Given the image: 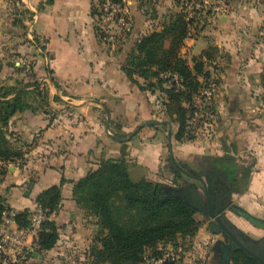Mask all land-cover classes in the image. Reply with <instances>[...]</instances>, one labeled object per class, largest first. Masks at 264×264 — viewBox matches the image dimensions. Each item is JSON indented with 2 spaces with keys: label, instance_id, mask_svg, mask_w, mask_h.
<instances>
[{
  "label": "crops",
  "instance_id": "obj_1",
  "mask_svg": "<svg viewBox=\"0 0 264 264\" xmlns=\"http://www.w3.org/2000/svg\"><path fill=\"white\" fill-rule=\"evenodd\" d=\"M250 1L231 0L228 15L213 20L210 30L201 31L192 43L190 56L203 58L220 84L221 98L215 105V123L196 135L191 133L192 139L180 141V126L167 116L161 92L141 89L145 81L134 76L135 82L123 71L132 50L123 45L108 47L97 34L92 0H0V38L9 48H17L18 53L25 50L16 46L22 42L18 31L22 17L18 11L15 16L10 13L11 5H26L33 16L31 31L48 40L49 100L53 109L64 110V124L57 127L52 126L56 116L41 111L28 110L13 117L8 130L23 158L0 162V202L17 212H32L43 192L61 187V205L51 216L60 232L55 249L63 241L78 245L83 219L94 216L78 207L74 184L99 170L104 161L124 157L134 182L172 185L175 175L170 158L187 166L193 177L202 170L205 156L230 153L241 165L252 163L253 171L248 190L232 195L224 217L246 246L264 255V244L245 239L249 233H264V19L258 17L259 6L251 9ZM148 29L137 17L135 38L125 42L134 48L139 39L152 33ZM210 49L213 57L208 60L205 53ZM77 119L84 120V125L77 124ZM208 178H185L183 185H195L204 195ZM212 236L218 237L201 227L196 235L203 240ZM219 245L223 264H231L223 248L233 246L232 241ZM55 249L36 253L32 261H41Z\"/></svg>",
  "mask_w": 264,
  "mask_h": 264
},
{
  "label": "trees",
  "instance_id": "obj_2",
  "mask_svg": "<svg viewBox=\"0 0 264 264\" xmlns=\"http://www.w3.org/2000/svg\"><path fill=\"white\" fill-rule=\"evenodd\" d=\"M110 1L115 4L123 2ZM92 14L96 20L95 16L100 13L93 8ZM186 17L182 14L171 17L161 31L139 39L123 67L131 80L135 81L134 76H138L145 81L144 85H140L141 89L161 92L167 116L180 126L177 135L180 141L193 138L187 130L189 114L194 112V98L202 88L200 79L211 77L202 57L193 58V66H190L180 53L195 24L194 19L187 21ZM101 19L98 17V20ZM95 30L99 35L100 28L95 26ZM99 37L102 40L105 38L104 35ZM212 51L210 49L205 53L208 60L213 57ZM167 75L177 76L179 83ZM39 85L16 89L0 86V162H15L23 158L22 153L14 147L8 129L16 114L28 110L38 111L28 96L35 94L42 97L38 92ZM29 87H33V90L29 91ZM48 94L45 92V98ZM45 103L48 104L47 100ZM169 165L175 175L172 185L146 180L134 182L124 157L104 161L99 170L89 173L74 184L73 196L78 207L97 219V242L101 246L91 252L95 264H144L148 253L153 258L161 259V245L176 247L179 237H196L200 228L197 215L211 219L209 205L237 235L225 219L224 212L231 206L233 194H243L248 190L253 164L241 165L235 155L230 153L224 156H205L202 170L193 177L187 173V166L174 158L169 159ZM204 175L209 177L204 195L195 185H183L185 178H202ZM61 201L59 186L46 190L37 198L38 206L47 211V221L39 233L38 255L55 249L60 240L59 228L51 216L59 210ZM5 209L6 206L0 202V223ZM30 216V210L16 214L14 220L19 229L30 227ZM210 224L219 230L213 220ZM225 237L231 240L227 235ZM233 248L231 264H260L234 244ZM250 249L264 258L254 248ZM31 258L34 259V255Z\"/></svg>",
  "mask_w": 264,
  "mask_h": 264
},
{
  "label": "rangeland",
  "instance_id": "obj_3",
  "mask_svg": "<svg viewBox=\"0 0 264 264\" xmlns=\"http://www.w3.org/2000/svg\"><path fill=\"white\" fill-rule=\"evenodd\" d=\"M230 1L231 0H123L119 10L120 12L114 13V21L109 19L106 20L102 17L101 9L103 8L102 5L104 0H92V9L95 8L96 11L100 13L95 16L97 17L95 26L100 28L99 35L105 36L103 41L106 45L108 47H112V45L127 46L129 51L133 50V47L131 43L129 46L125 41L130 40V38L132 40L135 38L134 30L137 17H139V21H142L144 26H149L148 31L150 32L158 30L166 25V23H169L171 17H178L181 14L187 16V21L194 19L195 24L191 27V36L185 40L180 50L181 55L189 63H192L193 58L189 53V49L191 45H193L192 43L196 41L201 31L210 30L211 27L209 28V25L213 20L223 15H228L231 8ZM261 1L263 2V0H251L250 4L252 5V10H256V7L259 6L258 9L260 10V14L258 17L264 19V3L260 4ZM10 10L12 15L18 11L22 17V19H20L21 23L18 25V31L23 35L20 38L22 42H18L16 46H25V50L24 52L18 53L17 48L12 49L13 46L9 48L10 45L6 43V40L0 38V86L6 88L14 87L16 89V87L40 84L38 92L42 94V97L30 94L28 96L30 103H32L35 109L38 108V111L56 116L55 118L59 116L58 118H60L64 110L53 109L51 107L49 94L45 98V92L49 93V86L52 85L50 80L52 75L50 72L51 56L47 50L48 40L44 36L37 34L35 29L33 32L31 31L33 30V26H31L33 25L31 22L33 16L31 12L27 10L26 5H11ZM4 15L5 14H3V17ZM125 15L131 17V31L123 29L118 23V17H126ZM98 17H102V19L98 20ZM24 21L28 23L27 26L24 24ZM263 25L264 22L261 23L262 29H264ZM262 44H264V36ZM28 90L32 91L33 88ZM45 100H47L48 104L45 103ZM201 126L205 128V125ZM14 147L16 148V146ZM179 188H181V182ZM5 206L9 211L19 213L16 209L7 205ZM197 220L200 227L206 233L212 232L213 234H217L218 237L212 236L210 240H203V238H198L199 236L187 239L179 237L176 247L169 244L160 246L159 250L163 252V257L161 259L153 258L151 253H148L144 264H166L167 262L172 264H223L222 257L220 258L222 252L220 251L219 244L231 242V240L227 239L220 229L215 230L212 227L210 224L212 219H208L199 214L197 215ZM83 223L85 224L83 227L84 231L81 233V237L77 239L78 245L74 244L75 241L71 243L67 241V243H70L69 245L64 244L63 241L59 243V246L51 255L44 256L41 261L33 262L31 258L33 254L24 252L25 258L20 257L17 262H13L11 259L8 264H95L94 259L89 256V252L101 246L97 242L99 228L95 217L90 220L88 216L85 220L83 219ZM257 224V227L260 226L259 223ZM245 239H247L248 242L255 243V245H258V243L262 245L264 244V233H262L261 236H255L249 233L246 235Z\"/></svg>",
  "mask_w": 264,
  "mask_h": 264
},
{
  "label": "built area",
  "instance_id": "obj_4",
  "mask_svg": "<svg viewBox=\"0 0 264 264\" xmlns=\"http://www.w3.org/2000/svg\"><path fill=\"white\" fill-rule=\"evenodd\" d=\"M102 7L103 19L114 21V13L120 10L121 4L104 0ZM125 16L118 17V23L123 29L131 31V17ZM166 77L179 83L177 76L167 75ZM201 83L202 88L194 98V112L189 114L187 125V130L195 135L202 128L201 125L209 127L215 123L217 120L215 105L221 98V87L215 77L211 76L207 79H201ZM63 124L62 117H57L52 122L53 127L62 126ZM77 124L84 125V120L77 119ZM16 214L8 209L3 213V221L0 223V264H8L11 259L13 262H17L20 257L25 258L24 252L35 255L39 247V233L43 223L47 221V211L40 206L35 208L31 212L29 218L31 225L28 229H19L14 220Z\"/></svg>",
  "mask_w": 264,
  "mask_h": 264
},
{
  "label": "water",
  "instance_id": "obj_5",
  "mask_svg": "<svg viewBox=\"0 0 264 264\" xmlns=\"http://www.w3.org/2000/svg\"><path fill=\"white\" fill-rule=\"evenodd\" d=\"M209 202H210V200H209ZM208 211H209V215H210L211 219L218 225V227L221 230V232L223 234L227 235L231 239L232 244H234L237 248H239L242 251H244L246 254H248L250 257H252L256 261H258L260 264H264V258L261 257L260 255L256 254L248 246H246L239 239V237H237V235H235L231 231V229L225 224V222L223 221V219L221 218V216L220 215H216L214 213V211H213V209H212V207L210 205H209ZM224 248L230 254V256L228 257V259L229 258H232V253H233V247H232V245H224Z\"/></svg>",
  "mask_w": 264,
  "mask_h": 264
},
{
  "label": "flooded vegetation",
  "instance_id": "obj_6",
  "mask_svg": "<svg viewBox=\"0 0 264 264\" xmlns=\"http://www.w3.org/2000/svg\"><path fill=\"white\" fill-rule=\"evenodd\" d=\"M232 247H233V246H232ZM233 250H234V248H233ZM223 252H224V255L226 256V258H228V257L230 256L229 252L226 251L225 248H223Z\"/></svg>",
  "mask_w": 264,
  "mask_h": 264
}]
</instances>
